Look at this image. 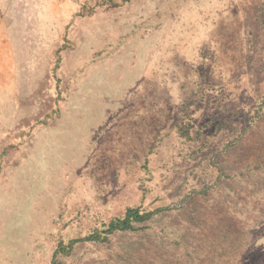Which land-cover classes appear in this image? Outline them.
<instances>
[{"label": "rangeland", "instance_id": "1", "mask_svg": "<svg viewBox=\"0 0 264 264\" xmlns=\"http://www.w3.org/2000/svg\"><path fill=\"white\" fill-rule=\"evenodd\" d=\"M129 207L160 211L73 242ZM60 243L264 264V0H0V264Z\"/></svg>", "mask_w": 264, "mask_h": 264}, {"label": "trees", "instance_id": "2", "mask_svg": "<svg viewBox=\"0 0 264 264\" xmlns=\"http://www.w3.org/2000/svg\"><path fill=\"white\" fill-rule=\"evenodd\" d=\"M160 209H155L152 211H141L139 207H129L124 217L122 218H116L109 222L105 230H102L101 233H92L86 237L75 239L73 240L74 243L78 241H85V240H93V241H105L107 240L108 234L113 233L117 230H135L134 223L135 222H145L147 220H150L154 215H156ZM72 243V242H71ZM71 248V247H70ZM67 247L60 243L58 245V248L55 250L53 255L52 264H61L57 261L58 254L61 252L67 251Z\"/></svg>", "mask_w": 264, "mask_h": 264}]
</instances>
